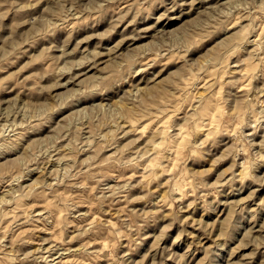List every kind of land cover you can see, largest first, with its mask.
Instances as JSON below:
<instances>
[{
    "label": "rangeland",
    "instance_id": "obj_1",
    "mask_svg": "<svg viewBox=\"0 0 264 264\" xmlns=\"http://www.w3.org/2000/svg\"><path fill=\"white\" fill-rule=\"evenodd\" d=\"M0 264H264V0H0Z\"/></svg>",
    "mask_w": 264,
    "mask_h": 264
}]
</instances>
